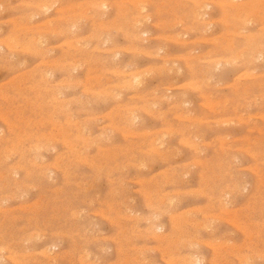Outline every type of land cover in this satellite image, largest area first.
<instances>
[{
    "label": "rangeland",
    "instance_id": "374dc122",
    "mask_svg": "<svg viewBox=\"0 0 264 264\" xmlns=\"http://www.w3.org/2000/svg\"><path fill=\"white\" fill-rule=\"evenodd\" d=\"M97 1L0 0V264H264V1Z\"/></svg>",
    "mask_w": 264,
    "mask_h": 264
},
{
    "label": "bare ground",
    "instance_id": "6f19581e",
    "mask_svg": "<svg viewBox=\"0 0 264 264\" xmlns=\"http://www.w3.org/2000/svg\"><path fill=\"white\" fill-rule=\"evenodd\" d=\"M45 1H46V0H45ZM103 1H104V0H102V2H103ZM128 1H129V0H128ZM192 1H195V0H192ZM263 1H264V0H262L261 2H263ZM51 2H52V1H51ZM97 2L102 3L100 0H98ZM105 2H106V1H105ZM136 2H137V1H136ZM199 2H200V0H199ZM201 2H202V1H201ZM201 2H200V5L198 4L199 6L196 5L195 2H194V5L197 6V8H194V10H195V9H202V6H201L202 4H203V5H205V4H207V3L209 4V2H207V3H205V4H204V3L201 4ZM203 2H206V1H203ZM217 2H218V1H217ZM222 2H224V1H222ZM227 2H228V1H227ZM230 2H231V1H229V3H230ZM238 2H239V1H238ZM259 2H260V1H259ZM42 3H43L44 5L47 4L46 2L44 3L43 1H42ZM42 3L40 2L41 5H39V6H37L39 3H36L35 8H36V9H39L40 7L44 6V5H42ZM52 3H54V2H52ZM52 3H51V5H53ZM100 3H99V4H100ZM141 3H142V2H141ZM197 3H198V1H197ZM229 3H228V4H229ZM239 3H240V2H239ZM241 3H242V2H241ZM94 4H95V7H96V6H97L96 3H94ZM97 4H98V3H97ZM99 4H98V6H97L98 9H100L101 7H103L102 9H104V7H106V4H107V3L105 4V3L103 2L102 4H100L101 6H100ZM192 4H193V2H192ZM192 4H190V5H192ZM217 4H218V3H217ZM224 4H225V6L228 5V4L225 3V2H224ZM48 5H49V7H50L49 9H51V5H50L49 3H48ZM134 5H135V3H134ZM219 5H220V4H219ZM233 5H234V4H233ZM253 5H254V4H253ZM45 6H46V5H45ZM135 6H136V5H135ZM200 6H201V8H199ZM206 6H208V5H206ZM206 6H205V7H206ZM209 6H210V5H209ZM47 7H48V6H47ZM93 7H94V5H93ZM205 7H204V8H205ZM43 8H44V7H42V9H43ZM80 8H81V7H80ZM84 8H85V7H84ZM40 9H41V8H40ZM40 9H39V10H40ZM45 9H46V7H45ZM49 9H48V10H49ZM66 9H67V8H66ZM69 9H71V8H69ZM74 9H75V8H74ZM90 9H91V8H90ZM94 9H96V8H94ZM102 9H100V11H101ZM46 10H47V9H46ZM87 10H88V9H87ZM171 10H172V9H171ZM194 10H193V12H194ZM202 10H203V9H202ZM82 11H83V9H82ZM204 11H205V10H204ZM204 11H203V12H204ZM80 12H81V11H80ZM83 12H85V10H84ZM193 12H192V13H193ZM236 12H237V11H236ZM39 13H40V12H39ZM197 13H198V11H197ZM199 13H200V12H199ZM253 13H254V12H253ZM41 14H42V13H41ZM193 14H195V13H193ZM201 14H203V13H201ZM205 14H206V13H205ZM30 15H31V14H30ZM30 15H29V16H30ZM82 15L85 16L84 13H83ZM123 15H124V14H123ZM198 15H199V14H198ZM198 15H197V17H198ZM207 15H208V14H207ZM237 15H238V14H237ZM32 16H33V15H32ZM68 16H69V15H68ZM90 16H91V15H90ZM90 16H89V18L92 17V16H91V17H90ZM203 16H205V15H203ZM213 16H214V15H213ZM27 17H28V16H27ZM71 17H72V16H71ZM132 17H133V16H132ZM194 17H195V16H194ZM201 17H202V16H201ZM32 18H33V17H32ZM79 18H80V17H79ZM87 18H88V17H87ZM92 18H93V17H92ZM143 18H144V17H143ZM145 18H146V16H145ZM198 18H199V17H198ZM249 18H251V16H250ZM80 20H81V18H80ZM210 20H211V19H210ZM13 21H14V19H13ZM48 21H49V20H48ZM48 21H47V22H48ZM245 21H246V20H245ZM68 22H69V21H68ZM79 22H80V21H79ZM82 22H83V21H82ZM82 22H81V23H82ZM147 22H148V21H147ZM202 22H203V21H202ZM217 22H218V21H217ZM221 22H222V20H221ZM246 22H247V21H246ZM262 22H263V21H262ZM169 23H170V22H169ZM179 23H180V22H179ZM208 23H209V22H208ZM223 23H224V22H223ZM223 23H222V24H223ZM73 24H76V23H73ZM204 24H205V23H204ZM215 24H216V23H215ZM116 25H117V24H116ZM35 26H36V25H35ZM76 26H77V25H76ZM140 26H141V25H140ZM21 27H22V26H21ZM72 27H73V26H72ZM109 27H110V26H109ZM119 27H120V26H119ZM154 27H155V26H154ZM184 27H185V26H184ZM136 28H137V27H136ZM172 28H173V27H172ZM255 28H256V27H255ZM114 29H115V27H114ZM137 29H139V26H138ZM170 29H171V28H170ZM190 29H192V28H190ZM76 30H79V29H76ZM260 30H261V29H260ZM42 31H43V30H42ZM81 31H82V30H81ZM105 31H106V30H105ZM115 31H116V30H115ZM115 31H113V32H115ZM117 31H119V29H117ZM134 31H136V30H134ZM168 31H169V30H168ZM244 31H246V30H244ZM43 32H44V31H43ZM148 32H149V31H147V34H148ZM63 33H64V32H63ZM185 33H186V32H185ZM188 33H189V32H188ZM200 33H201V32H200ZM225 33H226V32H225ZM232 33H233V32H232ZM61 34H62V33H61ZM142 34H143V33H142ZM147 34H146V35H147ZM179 34H180V33H179ZM179 34H178V35H179ZM236 34H237V33H236ZM247 34H248V33H247ZM253 34H254V33H253ZM202 35H203V34H202ZM226 35H227V34H226ZM229 35H230V32H229ZM238 35H240V34H238ZM100 36H101V35H100ZM171 36H172V35H171ZM176 36H177V35H176ZM198 36H199V35H198ZM40 37H41V36H40ZM84 37H85V36H84ZM106 37H107V36H106ZM113 37H115V35H114ZM116 37H117V36H116ZM140 37H142V36H140ZM156 37H157V36H156ZM161 37H162V36H161ZM226 37H227V36H226ZM236 37H237V36H236ZM258 37H259V36H258ZM6 38H7V37H6ZM90 38H92V37H90ZM107 38H108V37H107ZM175 38H176V37H175ZM179 38H180V37H179ZM179 38H177V39H179ZM232 38H233V37H232ZM1 39H2V38H1ZM12 39H13V38H12ZM37 39H38V38H36V41H37ZM111 39H112V37H111ZM142 39H143V38H142ZM146 39H147V38H146ZM164 39H165V38H164ZM177 39H175V40H177ZM222 39H223V38H222ZM10 40H11V39H10ZM16 40H17V39H16ZM82 40H83V39H82ZM87 40H88V38H87ZM166 40H167V39H166ZM175 40H174V41H175ZM199 40H200V39H199ZM203 40H204V39H203ZM205 40H206V39H205ZM33 41H34V40H33ZM36 41H35V44H36ZM45 41H46V40H45ZM90 41H91V40H90ZM105 41H106V40H105ZM168 41H169V40H168ZM171 41H172V40H171ZM178 41H179V40H178ZM180 41H181V39H180ZM193 41H194V40H193ZM201 41H202V40H201ZM206 41H207V40H206ZM228 41H230V40H228ZM72 42H73V41H72ZM108 42H110V41H108ZM198 42H199V41H198ZM213 42L215 43V41H213ZM10 43H12V42H10ZM67 43H68V42H67ZM110 43H111V42H110ZM210 43H211V42H210ZM214 43H213V44H214ZM78 44H79V43H78ZM112 44H114V43H112ZM176 44H177V43H176ZM178 44H179V43H178ZM16 45H17V44H16ZM44 45H45V43H44ZM146 45H147V44H146ZM68 46H69V45H68ZM84 46H85V45H84ZM183 46H184V45H183ZM260 46H261V45H260ZM262 46H263V45H262ZM14 47H15V45H14ZM17 47H18V46H17ZM159 47H160V46H159ZM231 47H232V46H231ZM124 48H126V47H124ZM134 48H135V47H134ZM198 48H199V47H198ZM27 49H29V48H27ZM45 49H46V48H45ZM109 49H110V48H109ZM113 49H114V48H113ZM113 49H112V50H113ZM118 49H119V48H118ZM210 49H211V48H210ZM7 50H8V49H7ZM20 50H21V49H20ZM24 50H26V48H25ZM24 50H23V51H24ZM46 50H47V49H46ZM193 50H194V49H193ZM255 50H256V49H255ZM257 50H259V49H257ZM257 50H256V51H257ZM0 51H1V50H0ZM16 51H18V50H16ZM23 51H22V52H23ZM28 51H30V50H28ZM99 51H100V50H99ZM115 51H117V49H116ZM115 51H114V52H115ZM119 51H120V50H119ZM134 51H135V50H134ZM159 51H160V50H159ZM194 51H195V50H194ZM31 52H32V51H31ZM31 52H30V53H31ZM36 52H37V51H36ZM140 52H141V51H140ZM189 52H190V51H189ZM208 52L210 53V51H208ZM208 52H207V53H208ZM263 52H264V51H263ZM263 52H262V53H263ZM0 53H2V52H0ZM239 53H240V52H239ZM21 54H22V53H21ZM32 54H34V53H32ZM74 54H75V53H74ZM147 54H148V53H147ZM34 55H35V54H34ZM255 55H256V53H255ZM255 55H254V56H255ZM36 56H37V55H36ZM150 56H152V55L150 54ZM150 56H149V57H150ZM205 56H206V55H205ZM175 57H176V56H175ZM247 57H248V56H247ZM229 58H230V57H228V59H229ZM23 59H24V58H23ZM143 59H144V58H143ZM183 59H184V58H183ZM221 59H222V58H221ZM223 59H224V58H223ZM176 60H177V59H176ZM255 60H256V59H255ZM53 61H54V60H53ZM58 61H59V60H58ZM216 61H218V60H216ZM221 61H222V63H223V60H221ZM45 62H46V61H45ZM47 62H48V61H47ZM206 62H208V61H206ZM209 62H210V61H209ZM213 62H214V61H213ZM219 62H220V61H219ZM231 62H232V60H231ZM22 63H23V62H22ZM69 63H70V62H69ZM211 63H212V62H211ZM215 63H216V62H215ZM263 63H264V62H263ZM24 64H25V63H24ZM52 64H53V63H51V65H52ZM55 64H56V63H55ZM58 64H59V63H58ZM212 64H213V63H212ZM231 64H232V63H231ZM53 65H54V64H53ZM210 65H211V64H210ZM224 65H225V63H224ZM254 65H255V64H254ZM48 66H49V65H48ZM214 66H215V68L217 69V68H219V67L221 66V63H218V62H217L215 65H213V67H214ZM226 66H227V65H226ZM61 67H62V66H61ZM174 67H175V66H174ZM229 67H231V65H230ZM229 67H228V68H229ZM2 68H3V67H2ZM157 68H158V67H157ZM209 68H211V66H210ZM220 68H221V67H220ZM225 68H226V67H225ZM235 68H237V67L235 66ZM80 69H81V68H80ZM213 69H214V68H213ZM221 69H222V68H221ZM221 69H220V71H221ZM226 69H227V68H226ZM5 70H7V69H5ZM169 70H170V68H169ZM174 70H175V69H174ZM206 70H207V69H206ZM211 70H212V68L210 69V71H211ZM214 70H215V69H214ZM41 71H42V70H41ZM136 71H137V70H136ZM140 71H141V70H140ZM147 71H148V70H147ZM215 71H216V70H215ZM215 71H214V72H215ZM227 71H228V70H227ZM111 72H112V71H111ZM116 72H118V71H116ZM121 72H122V71H121ZM214 72H213V73H214ZM229 72H230V71H229ZM250 72H251V71H250ZM48 73H49V72H48ZM78 73H79V72H78ZM112 73H113V72H112ZM119 73H120V72H119ZM142 73H143V71H142ZM211 73H212V72H211ZM115 74H116V73H115ZM137 74H138V73H137ZM143 74H144V73H143ZM169 74H170V73H169ZM205 74H206V73H205ZM262 74H263V73H262ZM103 75H104V74H103ZM117 75H118V74H117ZM152 75H153V74H152ZM206 75H208V74H206ZM243 75H244V74H243ZM246 75H247V74H246ZM128 76H129V75H128ZM251 76H253V74H252ZM251 76H250V77H251ZM45 77H46V76H45ZM73 77H74V76H73ZM246 77H247V76H246ZM15 78H16V77H15ZM149 78H150V77H149ZM224 78H225V77H224ZM27 79H28V78H27ZM27 79H26V80H27ZM205 80H206V79H205ZM209 80H210V79H209ZM171 81H172V80H171ZM14 82H15V81H14ZM123 82H124V81H123ZM139 82H141V81H139ZM199 82H200V81H199ZM208 82H209V81H208ZM131 83H132V82H131ZM182 86H183V84H182ZM193 86H194V85H193ZM193 86H191V87H193ZM132 87H133V86H132ZM169 87H170V86H169ZM188 87H189V86H188ZM224 87H225V86H224ZM116 88H118V87H116ZM120 88H121V87H120ZM173 88H175V87H173ZM173 88H172V89H173ZM180 88H181V87H180ZM186 88H187V87H186ZM189 88H190V87H189ZM121 89H122V88H121ZM190 89H191V88H190ZM193 89H194V88H193ZM52 90H53V89H52ZM55 90H56V89H55ZM65 90H66V89H65ZM124 90H125V89H124ZM196 90L198 91V89H196ZM0 91H1V90H0ZM75 91H76V90H75ZM235 91H236V89H235ZM86 92H88V91H86ZM124 92H125V91H124ZM185 92H186V91H185ZM194 92H195V91H194ZM60 93H61V92H60ZM35 94H36V93H35ZM107 94H108V92H107ZM117 95H118V94H117ZM120 95H121V94H120ZM58 96H59V95H58ZM199 96H200V95H199ZM208 96H209V95H208ZM206 97H207V96H206ZM153 98H154V97H153ZM209 98H210V97H209ZM261 98H262V97H261ZM261 98H260V99H261ZM207 99H208V98H207ZM225 103H226V102H225ZM98 104H99V103H98ZM105 104H106V103H105ZM186 104H188V103H186ZM193 104H194V103H193ZM204 104H205V103H204ZM218 104H219V103H217V106H218ZM205 105H206V104H205ZM209 105H210V103H209ZM209 105H207V107H205V108H208ZM67 106H68V105H67ZM179 106H180V105H179ZM211 106H212V105H211ZM214 106H215V105H214ZM258 107H260V106H258ZM63 109H64V108H63ZM214 109H215V108H214ZM214 109H212L213 112H215ZM261 109H262V108H261ZM136 110H137V109H136ZM210 111H211V110H210ZM86 112H87V111H86ZM91 112H92V111H91ZM100 112H101V111H100ZM138 112H139V111H138ZM189 112H190V111H189ZM77 113H78V112H77ZM80 113H81V112H80ZM94 113H95V112H94ZM134 113H135V112H134ZM245 114H246V113H245ZM51 117H52V116H51ZM163 117H164V115H163ZM69 118H70V117H69ZM94 118H95V117H94ZM139 118H141V117H139ZM180 118H181V117H180ZM262 119H263V118H262ZM180 120H181V119H180ZM225 121H226V120H225ZM4 122H5V121H4ZM198 122H199V121H198ZM207 122H208V121H207ZM211 122H212V121H211ZM219 123H220V122H219ZM246 123H247V122H246ZM221 124H222V123H221ZM235 124H236V123H235ZM56 125H57V124H56ZM75 125H76V124H75ZM84 125H85V124H84ZM230 125H231V124H230ZM141 126H142V125H141ZM32 127H33V126H32ZM216 127H217V126H216ZM232 127H233V126H232ZM128 128H129V127H128ZM207 128H208V127H207ZM217 128H218V127H217ZM89 129H90V128H89ZM135 129H136V128H135ZM169 131H170V130H169ZM144 133H145V132H144ZM147 133H148V132H147ZM149 133H150V132H149ZM0 134H1V133H0ZM2 134H3V133H2ZM200 134H201V133H200ZM190 135H191V134H190ZM202 135H203V134H202ZM101 136H102V135H101ZM132 136H133V135H132ZM134 136H135V135H134ZM203 136H204V135H203ZM106 137H107V135H106ZM107 138H108V137H107ZM109 138H110V137H109ZM162 138H163V137H162ZM196 138H197V137H196ZM154 140H155V139H154ZM51 141H53V140H51ZM19 142H20V141H19ZM114 142H115V141H114ZM150 142H151V140H150ZM150 142H149V143H150ZM155 143H156V142H155ZM48 144H49V142H48ZM68 144H69V143H68ZM53 146H54V145H53ZM51 147H52V146H51ZM154 147H155V146H154ZM5 148H6V147H5ZM44 148H45V147H44ZM46 149H47V148H46ZM84 149H86V148H84ZM150 150H151V149H150ZM155 150H156V147H155ZM143 152H144V151H143ZM152 152H153V150H152ZM198 152H199V151H198ZM11 153H12V152H11ZM39 154H40V153H39ZM261 155H262V154H261ZM4 156H5V155H4ZM7 156H8V155H7ZM36 156H37V155H36ZM109 156H110V155H109ZM111 156H112V155H111ZM259 157H260V156H259ZM6 158H8V157H6ZM36 158H37V157H36ZM41 158H42V157H41ZM42 159H44V158H42ZM162 159H163V158H162ZM180 160H181V159H180ZM232 160H233V159H232ZM58 164H59V163H58ZM140 164H141V163H140ZM148 165H149V164H148ZM124 166H125V165H124ZM141 166H142V165H141ZM205 166H206V165H205ZM127 167H128V166H126V168H127ZM143 167H144V166H143ZM146 167H147V166H146ZM74 168H75V167H74ZM14 169H15V168H14ZM247 169H248V168H247ZM144 170H145V169H144ZM10 173H11V172H10ZM140 173H141V172H140ZM259 173H260V172H259ZM13 175H14V174H13ZM190 177H191V176H190ZM237 177H238V176H237ZM16 178H17V177H16ZM98 178H99V176H98ZM99 180H100V179H99ZM100 181H101V180H100ZM243 181H244V180H243ZM171 184H172V183H171ZM234 184H235V183H234ZM122 186H123V185H122ZM23 188H24V186H23ZM86 189H87V188H86ZM17 190H18V189H17ZM54 190H55V189H54ZM89 191H90V190H89ZM203 191H204V190H203ZM116 192H117V191H116ZM116 192H115V193H116ZM189 192H190V191H189ZM197 192H199V191H197ZM197 192H196V193H197ZM224 192H225V191H224ZM185 193H186V192H185ZM196 193H195V195H196ZM221 193H222V192H221ZM189 194H190V193H189ZM191 194H192V193H191ZM197 194H198V193H197ZM199 194H200V193H199ZM231 194H233V191H232ZM119 195H120V194H119ZM173 195H174V194H173ZM13 196H14V195H13ZM222 196H223V195H222ZM11 197H12V196H11ZM14 197H15V196H14ZM18 197H19V196H18ZM197 197H198V196H197ZM25 199H26V197H25ZM171 199H172V198H171ZM195 199H196V198H195ZM226 199H227V198H226ZM22 200H23V199H22ZM39 201H40V200H39ZM221 201H222V200H221ZM233 201H234V200H233ZM6 202H7V200H6ZM156 202H157V201H156ZM170 202H171V201H170ZM178 202H179V201H178ZM109 203H110V202H109ZM120 203H121V202H120ZM129 203H130V202H129ZM151 203H152V202H151ZM161 203H162V202H161ZM167 203H168V202H167ZM2 205H3V204H2ZM247 205H248V204H247ZM212 206H213V205H212ZM6 210H7V209H6ZM19 210H20V209H19ZM108 210H109V209H108ZM173 210H174V209H173ZM220 210H221V209H220ZM224 210H227V209H224ZM4 211H5V210H4ZM129 211H130V210H129ZM155 211H156V210H155ZM158 211H159V210H158ZM171 211H172V210H171ZM189 211H190V210H189ZM76 212H77V211H76ZM108 212H109V211H108ZM130 212H131V211H130ZM199 212H200V211H199ZM220 212H221V211H220ZM158 213H159V212H158ZM223 213H224V212H223ZM226 213H227V212H226ZM80 214H81V213H80ZM96 214H97V213H96ZM129 214H130V213H129ZM154 214H155V213H154ZM156 214H157V213H156ZM167 214H168V213H167ZM76 215H77V214H76ZM78 215H79V214H78ZM101 215H102V214H101ZM159 215H160V214H159ZM183 215H184V213H183ZM193 215H194V214H193ZM193 215H191V216H193ZM211 215H212V213H211ZM207 216H208V215H207ZM230 216H231V215H230ZM234 216H235V215H234ZM159 217H161V216H159ZM180 217H181V216H180ZM189 217H190V216H189ZM210 217H211V216H210ZM73 218H74V217H73ZM186 218H187V217H186ZM229 218H230V217H229ZM75 219H76V218H75ZM89 219H90V218H89ZM156 219H157V218H156ZM159 219H160V218H159ZM194 219H195V218H194ZM91 220H92V219H91ZM139 220H140V219H139ZM154 220H155V219H154ZM175 220H176V219H175ZM183 220H184V219H183ZM82 221H83V220H82ZM95 221H96V220H95ZM109 221H110V220H109ZM111 221H112V220H111ZM137 221H138V220H137ZM160 221H161V220H160ZM178 221H179V220H178ZM178 221H177V222H178ZM193 221H194V220H193ZM204 221H205V220H204ZM214 221H215V220H214ZM222 221H223V220H222ZM224 221H225V220H224ZM11 222H12V221H11ZM139 222H140V221H139ZM14 223H15V222H14ZM88 223H89V222H88ZM117 223H118V222H117ZM135 223H136V222H135ZM175 223H176V222H175ZM178 223H179V222H178ZM189 223H190V222H189ZM191 223H192V222H191ZM214 223H215V222H214ZM216 223H217V222H216ZM219 223H220V222H219ZM226 223H227V222H226ZM12 224H13V223H12ZM147 224H149V223H147ZM154 224H155V223H154ZM137 225H138V224H137ZM151 225H152V224H151ZM151 225H150V226H151ZM177 225H178V224H177ZM208 225H209V224H208ZM208 225H207V226H208ZM153 226H154V225H153ZM179 226H180V225H179ZM198 226H199V225H198ZM198 226H196V227H198ZM155 227H156V226H155ZM162 227H163V226H162ZM204 227H205V226H204ZM234 227H235V226H234ZM243 227H244V226H243ZM23 228H24V227H23ZM159 228H160V226H159ZM201 228H202V227H201ZM236 228H237V227H236ZM236 228H235V229H236ZM150 229H151V228H150ZM155 229H156V228H155ZM19 230H20V229H19ZM21 230H22V228H21ZM82 230H83V229H82ZM98 230H99V229H98ZM156 230H157V229H156ZM176 230H177V229H176ZM181 230H182V229H181ZM194 230H195V229H194ZM199 230H200V229H199ZM204 230H205V229H204ZM209 230H210V229H209ZM211 230H212V228H211ZM236 230H238V229H236ZM243 230H244V229H243ZM94 231H95V230H94ZM150 231H151V230H150ZM182 231H183V230H182ZM145 232H146V231H145ZM148 232H149V231H148ZM188 232H189V231H188ZM194 232H195V231H194ZM194 232H193V233H194ZM210 232H212V231H210ZM242 232H243V231H242ZM92 233H93V232H92ZM124 233H125V232H124ZM155 233H156V232H155ZM179 233H180V232H179ZM121 234H122V233H121ZM135 234H136V233H135ZM167 234H168V233H167ZM167 234H166V235H167ZM155 235H156V234H155ZM195 235H196V234H195ZM58 236H59V235H58ZM121 236H122V235H121ZM160 236H161V235H160ZM187 236H188V235H187ZM32 237H33V236H32ZM69 237H70V236H69ZM129 237H130V236H129ZM141 237H142V236H141ZM164 237H165V236H164ZM164 237H163V238H164ZM211 237H212V236H211ZM251 237H252V236H251ZM58 238H59V237H58ZM58 238H57V239H58ZM159 238H160V237H159ZM227 238H228V237H227ZM28 239H29V238H28ZM132 239H133V238H132ZM139 239H140V238H139ZM168 239H169V238H168ZM193 239H194V238H193ZM142 240H143V239H142ZM145 240H146V239H145ZM155 240H156V239H155ZM199 240H200V239H199ZM143 241H144V240H143ZM148 241H149V240H148ZM165 241H166V240H165ZM193 241H194V240H193ZM212 241H213V240H212ZM217 241H219V240H217ZM228 241H230V240H228ZM209 242H210V241H209ZM27 243H28V242H27ZM144 243H145V242H144ZM174 243H175V242H174ZM233 243H234V242H233ZM252 243H253V242H252ZM98 244H99V243H98ZM180 244H181V243H180ZM190 244H191V243H190ZM196 244H197V243H196ZM204 244H205V243H204ZM127 245H128V242H127ZM170 245H171V244H170ZM170 245H169V246H170ZM215 245L218 246L217 244H215ZM221 245H222V244H221ZM233 245H234V244H233ZM211 246H212V245H211ZM166 247H167V246H166ZM184 247H185V246H184ZM196 247H197V246H196ZM222 247H223V246H222ZM237 247H238V246H237ZM242 247H243V246H242ZM23 248H24V246H23ZM189 248H190V247H189ZM210 248H211V247H210ZM213 248H214V247H213ZM216 248H217V247H216ZM219 248H220V247H219ZM223 248H224V247H223ZM243 248H244V247H243ZM104 249H105V248H104ZM122 249H123V248H122ZM159 249H161V248H159ZM171 249H172V247H171ZM183 249H184V248H183ZM185 249H186V248H185ZM198 249H199V248H198ZM237 249H238V248H237ZM240 249H241V248H240ZM244 249H245V248H244ZM213 250H214V249H213ZM0 251H1V249H0ZM24 251H26V250H24ZM28 251H29V250H28ZM241 251H242V250H241ZM43 252H44V251H43ZM43 252H42V253H43ZM137 252H138V251H137ZM215 252H216V251H215ZM217 252H218V251H217ZM121 253H122V252H121ZM146 253H147V252H146ZM195 253H196V252H195ZM260 253H261V252H260ZM43 254H44V253H43ZM50 254H51V253H50ZM108 254H109V253H108ZM122 254H123V253H122ZM127 254H128V253H127ZM166 254H167V253H166ZM221 254H222V253H221ZM227 254H229V253H227ZM233 254H234V253H233ZM239 254H240V253H239ZM256 254H257V253H256ZM29 255H31V254H29ZM86 255H88V254H86ZM125 255H126V254H125ZM141 255H142V254H141ZM161 255H162V253H161ZM163 255H164V254H163ZM163 255H162V256H163ZM185 255H186V254H185ZM231 255H232V254H231ZM258 255H259V254H258ZM88 256H89V255H88ZM50 257H51V256H50ZM85 257H86V256H85ZM184 257H185V256H184ZM186 257H187V255H186ZM239 257H240V255H239ZM15 258H16V257H15ZM55 258H56V257H55ZM104 258H105V257H104ZM136 258H138V257H136ZM141 258H142V257H141ZM193 258H194V257H193ZM193 258H192V260H193ZM217 258H218V257H217ZM220 258H221V257H220ZM97 259H98V258H97ZM125 259H126V258H125ZM177 259H178V258H177ZM177 259H176V260H177ZM222 259H223V256H222ZM245 259H246V258H245ZM248 259H249V258H248ZM257 259H258V258H257ZM77 260H78V259H77ZM79 260H80V259H79ZM127 260H128V259H127ZM148 260H150V259H148ZM176 260H175V261H176ZM192 260H191V261H192ZM209 260H210V259H209ZM213 260H214V259H213ZM215 260H216V259H215ZM225 260H226V259H225ZM260 260H261V259H260ZM98 261H100V260H98ZM150 261H151V260H150ZM240 261H241V260H240ZM245 261H246V260H245ZM251 261H252V260H251ZM33 262H34V261H33ZM148 262H149V261H148ZM166 262H167V261H166ZM194 262H195V261H194ZM197 262H198V261H197ZM199 262H200V261H199ZM210 262H211V261H210ZM242 262H243V261H242ZM3 263H4V262H3ZM18 263H19V262H18ZM183 263H184V262H183ZM214 263H215V262H214ZM216 263H217V262H216ZM251 263H252V262H251ZM94 264H95V263H94ZM122 264H123V263H122ZM194 264H195V263H194ZM245 264H246V263H245ZM247 264H248V263H247Z\"/></svg>",
    "mask_w": 264,
    "mask_h": 264
}]
</instances>
